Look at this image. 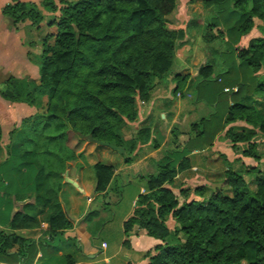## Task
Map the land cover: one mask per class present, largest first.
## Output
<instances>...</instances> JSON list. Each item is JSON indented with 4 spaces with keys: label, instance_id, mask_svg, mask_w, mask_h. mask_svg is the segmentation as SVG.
<instances>
[{
    "label": "trees",
    "instance_id": "obj_1",
    "mask_svg": "<svg viewBox=\"0 0 264 264\" xmlns=\"http://www.w3.org/2000/svg\"><path fill=\"white\" fill-rule=\"evenodd\" d=\"M39 2L37 6L11 0L1 11L11 30L22 29L28 37L38 34V80L8 77L0 89L2 100L36 110L34 116L21 121L24 138L17 140L7 161L13 167L9 171L17 177L34 169L38 191L43 186L39 180L59 179L56 167L64 171V165L74 159L68 150L58 166L47 159L51 154L48 147L65 141L69 130L100 148L123 151L120 128L137 120V101L150 100L155 80L170 73L177 43L184 38L182 30L165 27L166 17L177 9V0ZM202 2L216 10L208 25L216 35L205 40L225 39L232 62L214 77L211 66L198 69L201 80L195 87V102L215 108L208 118L190 126L193 136L184 151L211 148L227 127L223 139L234 149L241 146V157L258 161L256 138L264 136V109L245 102L253 95H264V77L258 80L256 76L264 67V0ZM255 20L260 22V37L250 40L246 48H236L254 28ZM50 29L53 32H47ZM179 90L180 84L173 94ZM43 100V112L38 114ZM61 128L66 131L57 133ZM1 139L0 128V156ZM179 154L176 166L168 163L157 167L155 176L133 179L143 194L138 195L132 215L123 222L124 235L136 228L161 242L145 254L148 264H264V171L244 167L240 158L231 163L224 159L221 183L213 188H181L175 196L170 189L173 180L189 167L184 152ZM92 170L94 191L105 192L114 167L96 163ZM244 174L255 176L256 193L248 191ZM52 190L50 197L37 193L34 214L16 213L5 226L33 229L39 225L36 217L43 215L48 226L44 245L61 242L70 224L57 204L56 189ZM190 193L198 199L188 201ZM169 220L174 223L171 230L166 226ZM14 249L23 264L33 263L37 253L33 242L0 232V255H13ZM74 262L71 255H64L55 258L53 264Z\"/></svg>",
    "mask_w": 264,
    "mask_h": 264
},
{
    "label": "crops",
    "instance_id": "obj_2",
    "mask_svg": "<svg viewBox=\"0 0 264 264\" xmlns=\"http://www.w3.org/2000/svg\"><path fill=\"white\" fill-rule=\"evenodd\" d=\"M18 1L34 4L36 2V0ZM10 2L11 0H0V73L15 79L36 81L30 78V72L36 68L30 58V49L26 48L23 43L24 34L10 28L7 32L4 30L6 21L2 17L1 11ZM258 25L255 24L252 29L257 34L250 32L242 37L236 48H246L250 40L260 37L257 30ZM185 37L186 42H189L190 37L187 36V33ZM178 50L173 62V65L176 64V68L164 80V84H156L148 102L137 101V120L127 123L121 134L124 142L123 151H110L97 145L84 143L80 145L81 149L78 151L77 159L66 164L65 171L59 179L39 180L43 184L39 191L36 188L37 181H33L34 169L21 177H17L14 172L9 171L13 167L10 165V161H7L8 153L15 149L17 144L15 135L20 133L19 124L23 119L34 116L36 110L25 104L9 103L0 98V111L3 112L0 117L2 133L0 232L7 235L15 234L33 242L37 253L32 264H53L55 258L64 255H71L75 261L74 264H148L145 254L155 246L160 245L161 242L145 236L136 228L127 235H124L122 229L123 222L132 215L138 195L143 192V188L136 186L133 179L155 176L157 167L168 163L176 166L180 158L179 153L184 152L183 157L188 159L189 167L174 178V187H170V189L175 195L174 189L179 187L180 183L193 182L198 177L197 174L193 173L195 172V158L202 157L207 153L212 154L217 151L219 144H224L225 148L230 147L227 141L221 142L227 129L225 127L211 148H206L201 152L186 153L184 151V145L193 136L190 133V126L201 119L208 118L215 105L195 102L190 91L192 89L195 93V87L201 80L197 75L198 69L209 64L203 63L198 66L199 59L202 57L195 58L192 64L187 62L188 58L193 57L189 43L181 47V56L178 55ZM211 67L212 77L224 72L221 67L219 73L215 74L214 67ZM256 76L258 78L259 74ZM180 81L186 85L187 89L184 92L178 91V93L173 94L174 97L181 98V100L171 104L173 103L171 93ZM3 82L0 83V89L3 87ZM185 100L193 104H187ZM262 100H264V95L256 94L245 104L263 110L264 103ZM197 114L200 116L197 117ZM176 127L178 129L183 128L178 133ZM141 131L143 136L140 142L138 134ZM159 134H161L160 141L156 140ZM173 138L174 142L171 143ZM6 161L7 165H4L3 163ZM96 163L110 165L115 169L108 188L101 193L94 191L95 181L92 167ZM38 168L39 165H36L35 170ZM128 186L135 188L134 194L129 198V209L115 222L114 215L110 213L111 207L118 199L121 202L123 198L122 189ZM52 189H56L54 192L56 194L55 199L70 224L69 229L64 232L61 242L44 245L47 242L44 233L48 226L43 215L36 217L39 225L33 229H12L10 226H5L7 220L11 221L16 213L25 211L34 214L35 209L32 206L37 193L47 194L50 197L53 194ZM26 206L29 208L26 209ZM112 226H116V228L114 227V229ZM166 226L171 230L174 223L169 220ZM112 232L117 233L115 238L111 237ZM15 251L16 249L12 250L13 255L10 256L0 255V264H23L22 258L15 256Z\"/></svg>",
    "mask_w": 264,
    "mask_h": 264
},
{
    "label": "rangeland",
    "instance_id": "obj_3",
    "mask_svg": "<svg viewBox=\"0 0 264 264\" xmlns=\"http://www.w3.org/2000/svg\"><path fill=\"white\" fill-rule=\"evenodd\" d=\"M177 1H178L177 9L172 15L166 17L165 27L169 31L182 30L184 32V38L179 40L177 43L176 51L179 49L178 55L181 56V53H182L181 47L184 46V44L189 43V46L192 49L193 57L188 58L187 62L189 64H192V61H194L195 58L202 57L199 59L200 61L198 63L199 64L198 66H200L203 63L209 64L214 67V73L218 74L221 67L223 69L224 67H228L231 64L232 60H231L230 55H228V52L230 49L228 45L225 43V39L217 38L211 42H207L205 40L206 37L207 38L210 37L211 34L216 35L215 31H212V32L209 31L211 30V28L208 27V25L211 23V19L215 16L216 10L214 9V7H206L205 5H203L202 0H177ZM39 3H40L39 0H36L35 4L37 6H39ZM43 14L45 15L47 19L51 18L49 14H46V13H43ZM254 22L255 24H260V22L256 20ZM4 30L6 32L9 31V26L7 22H5ZM20 31L24 34L23 43L26 46V48L30 49V52H31L30 58L32 60L33 65L36 68L35 70L30 72V78L37 81L38 80L39 56H40V51H41L40 42H39L40 38H38L39 37L38 34L35 35L34 37L32 35L31 36L29 35L28 37L26 36L27 33L25 34L24 30L21 29ZM43 31L45 32V30ZM47 32H53V29H50ZM186 33H187V36L190 37L189 42H186V37H185ZM251 33L257 34V32L256 31L253 32V30L251 31ZM28 43H31V44L29 45ZM176 51L174 53V58L176 55ZM173 62H174V59H173ZM175 68H176V64L174 63L172 70H170V73L162 79L155 80V83L164 84V80L167 79V77L172 73V71L175 70ZM258 74L259 76L257 79L260 80L262 76L264 75V69H262ZM7 78L8 76L6 74L0 73V83L6 80ZM186 89H187L186 85L181 83L179 91L184 92L186 91ZM190 91L193 94V98H194L195 93L192 91V89ZM171 96H170L171 101L173 100V103L171 104L180 102L181 98H178L176 96L174 97L173 92L171 93ZM44 103L45 101L43 100L41 103L42 104L41 108L37 111L38 114H41L43 112ZM185 103L190 104V105L193 104L192 102H188L187 100H185ZM262 103H264V100H262ZM1 115H3L2 111H0V117ZM199 116L200 114H197V117ZM125 128H126V125L125 127L120 128L121 133L125 130ZM182 128H179V129L177 128V132L178 133L179 131L181 132ZM10 129L11 127L9 128V130ZM19 129H20V134L17 135L16 133L15 138L17 140L18 139L22 140L24 138V135H23L24 127L20 125ZM65 131H66L65 128H61L57 131V133H64ZM66 133H67V136L65 138V141L62 140L48 147V151L51 154L49 155V157H47V159L54 162L57 166L59 164L58 161L60 159H65L67 150L72 152L73 157H74L73 160H76L79 154L78 151H80L81 149L80 145L84 143H88L87 141H84L81 138L77 137L71 130H69ZM173 135H177V134H173ZM138 136H139L138 140L140 141L143 136L142 131L139 132ZM160 138H161V134H159V137H157L156 140L160 141ZM138 140H136V142H139ZM224 141L226 140L223 139V141L221 142H224ZM173 142H174V138H173V141L171 140V143ZM58 143H61L62 145H59ZM256 143H257L256 155L259 159L258 161L241 157L240 150L242 149V147L237 146L238 149H234L228 143V141H227V144L230 145L229 148L228 147L225 148L224 144H219L217 151H214L212 154L207 153L202 157L195 158L194 159L195 172L193 173L197 174L198 177H196L195 178L196 180L193 182L191 181L189 183L179 182L181 185H179V187H176L174 189L175 195L176 196L179 195L178 192L181 188L189 189V190H193L195 187H198V186H207V187L213 188L214 186L221 183V181L224 178L223 176H224V171H225L224 159L228 163H231L237 158H240L239 161L242 163L244 167H256L260 171H264V136H258L256 138ZM92 145H95V144H92ZM60 148L61 150H58ZM27 150L28 149H26L25 151ZM239 164L240 163L234 165V168L238 169ZM65 168H64V171H65ZM55 170H56V173L60 176L64 173V171H62V169L59 167H56ZM243 178L246 183L248 191L252 193H256L257 186L255 182V176L244 174ZM171 187H174V186L172 185ZM224 189L227 190V188H224ZM122 190H123V198L121 199V202H119V199H118V201L114 202V205L113 207H111V210H110V213L114 215L115 222H117L119 218H121V216H123L128 211L129 198L134 194L135 188L134 186L132 187L128 186V187H124V189ZM197 199L198 198L196 196L190 193L188 201L197 200ZM178 200L179 202H181L182 198L178 197ZM98 202L100 201L98 200ZM100 204L102 205L101 202ZM114 227L116 228V226H112V228ZM116 235H117L116 232H112L111 237L115 238ZM249 259H251V254H249Z\"/></svg>",
    "mask_w": 264,
    "mask_h": 264
},
{
    "label": "built area",
    "instance_id": "obj_4",
    "mask_svg": "<svg viewBox=\"0 0 264 264\" xmlns=\"http://www.w3.org/2000/svg\"><path fill=\"white\" fill-rule=\"evenodd\" d=\"M177 96H179V95H177Z\"/></svg>",
    "mask_w": 264,
    "mask_h": 264
}]
</instances>
